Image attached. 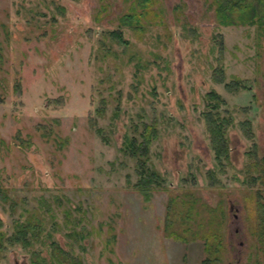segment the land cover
I'll return each mask as SVG.
<instances>
[{
	"label": "rangeland",
	"instance_id": "rangeland-1",
	"mask_svg": "<svg viewBox=\"0 0 264 264\" xmlns=\"http://www.w3.org/2000/svg\"><path fill=\"white\" fill-rule=\"evenodd\" d=\"M216 1L154 0L131 27L119 17L135 0H0V229L42 222L38 239L4 243L0 264H59L52 242L81 264H199L208 233L219 264H264V183L250 179L264 174V32L242 14L221 22ZM210 90L220 158L202 114ZM141 130L142 166L158 174L145 189L126 145ZM184 210L186 239L169 233Z\"/></svg>",
	"mask_w": 264,
	"mask_h": 264
},
{
	"label": "trees",
	"instance_id": "trees-1",
	"mask_svg": "<svg viewBox=\"0 0 264 264\" xmlns=\"http://www.w3.org/2000/svg\"><path fill=\"white\" fill-rule=\"evenodd\" d=\"M154 0H135L136 6L139 7V11L135 12L134 9L129 10L128 13L124 14L123 16L119 17V25H127L131 27H138L140 25L139 18L140 15L146 16L147 14L152 15V9L151 5ZM241 9H243L241 11ZM262 10L264 11V0H217L216 1V15L219 17L221 22H234V17L239 16L240 14L245 15L241 16L239 20L248 22L249 24L256 23L258 27L260 26L262 28V31L264 32V17L261 16ZM261 13V14H260ZM235 14H238L237 16ZM264 15V13H263ZM110 36L114 38L118 42H126V39L123 38L122 32L120 28H115L110 30L109 32ZM205 108H208L206 110L202 111V114H204V118L207 120V123L210 126V138L213 142L212 146L214 149V155L216 158H220L223 152V155H225V147H226V139L223 133V122L225 121V118L219 117L215 115L213 112L214 109L217 107V103L221 102V98L219 95L213 91H207L205 94ZM212 115V116H211ZM145 127V126H144ZM145 130V129H144ZM143 130V131H144ZM148 136L146 133L140 132V140L136 141L135 137H129L127 138L128 144L127 151L131 153L132 155H136L138 158V179L135 182V186L138 189H145L150 187V182L154 180L155 177H157V172L154 170H147L145 169L143 165V159L142 157H146L147 152V144H148ZM254 165H261L257 160L254 161ZM261 178V179H260ZM251 180L259 179L261 180V184L264 183V174L262 176L260 174H257L255 176H252L250 178ZM4 190L0 188V201H6L7 196L5 195ZM255 210H256V223L253 227V232L256 235V250L259 252L261 256V260L264 263V187L263 188H257L255 191ZM189 211H179L178 212V220L179 222H183L180 226V229H171L170 234L172 236H176L182 239L187 238L188 232H190V227L188 222L184 220L185 216H189ZM173 220L174 218H170L169 221H167L168 226L173 227ZM185 221V222H184ZM0 226H1V219H0ZM42 230V222L38 216L35 215H24L21 220H15L12 223V230L5 237L4 233L0 229V248L4 245L6 242H13V239H20L22 238L26 242L28 240H36L39 238V233ZM191 233V232H190ZM194 233V231H193ZM69 236H72L73 238L76 233V230L71 229L69 232H67ZM213 235L212 234H206L205 236V247L207 254L205 257H203L199 264H219L220 259L218 255V247L220 245L219 242H213L212 241ZM210 241L212 242L209 243ZM218 241V240H216ZM29 243V242H28ZM27 243V244H28ZM53 244L52 249H57V252L59 254L58 256V262L59 264H81L79 256L74 255L73 253L68 252L66 249L62 248L58 244ZM55 244V245H54ZM57 256V255H56ZM37 257L32 262L34 264H42L41 258L37 255Z\"/></svg>",
	"mask_w": 264,
	"mask_h": 264
},
{
	"label": "water",
	"instance_id": "water-1",
	"mask_svg": "<svg viewBox=\"0 0 264 264\" xmlns=\"http://www.w3.org/2000/svg\"><path fill=\"white\" fill-rule=\"evenodd\" d=\"M23 264H25V263H23Z\"/></svg>",
	"mask_w": 264,
	"mask_h": 264
}]
</instances>
